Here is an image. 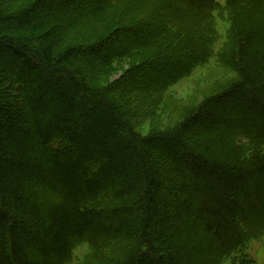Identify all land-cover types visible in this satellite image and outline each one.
I'll return each instance as SVG.
<instances>
[{"label": "trees", "instance_id": "obj_1", "mask_svg": "<svg viewBox=\"0 0 264 264\" xmlns=\"http://www.w3.org/2000/svg\"><path fill=\"white\" fill-rule=\"evenodd\" d=\"M214 56L230 82L140 129L136 101ZM262 237L264 0H0V264H254Z\"/></svg>", "mask_w": 264, "mask_h": 264}, {"label": "rangeland", "instance_id": "obj_2", "mask_svg": "<svg viewBox=\"0 0 264 264\" xmlns=\"http://www.w3.org/2000/svg\"><path fill=\"white\" fill-rule=\"evenodd\" d=\"M218 2L221 6L224 0H218ZM130 7L128 3L116 5L114 8L107 10L99 20L108 23H132L134 19L131 18L134 17L129 13ZM213 17L217 39L215 41L213 55H219V52L223 48L227 49L228 47L231 20L228 11L222 9L215 10ZM73 32L71 37L73 43L83 42L84 39H88L92 35L91 29L84 27L83 29L79 27ZM142 52L148 55L147 49ZM132 62L133 59L131 61H124L121 64H116L115 62V70L118 71L119 67L126 69ZM217 62H220L219 56H214L207 64L198 67L191 76L175 83L165 91L155 92L151 95L150 106L143 107L139 101L140 104L138 107L136 101L133 106L137 110L138 119L136 120L138 121L140 129H143L145 132L146 129L153 125L164 127L172 124L181 115L184 108L197 105L204 96L218 88H222L230 82L234 73L227 66L217 65ZM121 72L122 70L114 73L111 80L116 79ZM86 250L87 248L85 246H80L75 250L73 253L75 260H73L72 264H77L82 259ZM243 254L249 256L254 261V264H264V237L250 240ZM225 264H230V262L227 261Z\"/></svg>", "mask_w": 264, "mask_h": 264}]
</instances>
